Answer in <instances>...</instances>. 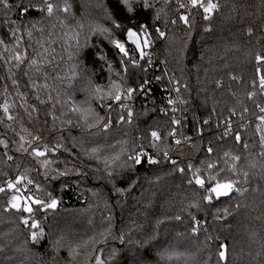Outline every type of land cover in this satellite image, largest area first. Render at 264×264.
<instances>
[{"label":"trees","instance_id":"obj_1","mask_svg":"<svg viewBox=\"0 0 264 264\" xmlns=\"http://www.w3.org/2000/svg\"><path fill=\"white\" fill-rule=\"evenodd\" d=\"M50 2L52 16L38 10L43 0H25L35 6L28 15H20L16 7L0 6V36L7 31L6 18L16 21L14 27L23 33L18 46L7 38L12 51L0 46V54L7 58L27 48L29 59L41 61L37 73L27 62L16 69L14 62L0 59V140L8 145L0 144V187L5 189L0 192V264H96L97 257L103 264H264V156L260 155L264 150L255 122L262 102L259 79L264 75V65L256 61L257 55L264 56V0H218L220 8L212 18L205 20L201 9H192L188 25L178 19L174 0H149L148 9L141 0L134 14L122 7L118 10L117 0ZM9 3L14 5L15 0ZM66 3L71 5L68 13L61 10ZM130 16H134L132 24ZM113 19L125 28L146 23L152 34L153 43L145 49L148 55L139 60V54L133 53L140 68L125 59L127 75L109 42L125 39ZM105 28L109 32L100 31ZM156 28L165 35L159 37ZM98 52L106 55L107 62L98 59ZM49 59L50 64L44 63ZM166 69L187 103V134L192 140L186 146L176 147V138L169 135L173 116L162 110L169 105L162 91ZM9 70L15 73L18 87L13 86ZM24 71L48 88L33 90ZM142 78L150 81V92L128 101L133 112L129 123L127 111L107 94L115 92L113 82L123 90L138 86ZM250 92L255 93L252 99ZM19 93L27 101L24 107ZM37 95L45 101L51 95L52 100L40 104ZM5 102L13 120L3 112ZM32 105L38 111L30 117ZM231 110L252 122L239 142L235 135H218L222 122L232 117ZM121 115L124 121H119ZM99 117L103 119L98 122ZM109 119L111 125L104 128ZM152 131L160 134L155 145ZM20 136L25 137L27 152L20 149ZM34 136L40 137L39 143H33ZM45 146L49 149L45 156L32 154V148ZM140 152L152 154L159 163L145 159L137 167L128 157ZM232 156L241 159L233 161ZM176 159L178 163L172 165ZM209 163L215 167L209 169ZM195 169L205 179V188L211 183L208 176L218 173L219 180L239 181L237 187L247 191L208 202L204 199L208 193L192 179ZM18 177H24L17 185L19 191L8 189L7 182ZM23 182L28 183L27 190ZM13 196L20 197L22 207L24 197L46 202L54 198L60 209L50 211L34 203L40 215L35 218L12 208ZM23 218L29 224L39 221L43 234L24 225ZM32 232L39 240L31 239ZM221 244L227 245L226 263L219 260Z\"/></svg>","mask_w":264,"mask_h":264},{"label":"snow or ice","instance_id":"obj_2","mask_svg":"<svg viewBox=\"0 0 264 264\" xmlns=\"http://www.w3.org/2000/svg\"><path fill=\"white\" fill-rule=\"evenodd\" d=\"M166 2H167V0H166ZM140 3H141V0H117V9L119 10V8L122 7L124 10H126V12L128 14H134L137 11L135 5L140 4ZM43 5L44 6L40 7L38 10L41 12H46L48 16H52L54 5L50 2V0H43ZM0 6H2L6 10L11 9L12 7H16L19 10L20 15H28L35 8L34 5H31L30 3H25V0H15L14 5L10 4L9 0H0ZM142 7L145 9H148V8H151L152 5L149 3V0H142ZM189 7L192 9H196V8L202 9L203 18L205 20H209L211 18L212 14H214L216 11L219 10L220 5H219L218 0H188L187 3H183V2L178 3L177 11L179 12L180 9H185V8H189ZM70 8H71V5L66 3L61 10L65 13H68L70 11ZM156 19H159V13H157ZM178 19L180 21H182L183 23H185L186 25H188L190 23L188 15L180 14L178 16ZM133 21H134V16H130L129 17V23L132 24ZM172 23L175 24L176 20H173ZM3 24L7 26V31L5 32L4 36H0V46L4 47L5 52H9L12 50L9 49L8 44L6 43V39L7 38L14 39L16 45L18 46L22 42L23 33L21 32V30L19 28L14 27V25L16 24V21H14V20L6 18L3 20ZM113 25L116 29H120L123 32L125 39L122 41L119 38H113L109 42L117 50V54L120 55V57H121L120 66L123 70V73L125 75H127L129 72V68H128V64L125 63V59H127V61L131 64V66L133 68H140L141 65L139 63V60H143L148 55V53L145 51V49L149 48L151 46V44L153 43L152 34L149 30L148 24H146V23H137V24H134L133 26H129V27L125 28L124 24L117 21L116 19H113ZM100 31L109 32V29L105 28V29H101ZM247 31H248L249 35L252 34L251 28H249ZM18 32H21V34L18 35L17 34ZM156 32H157L159 37H163L165 35V33L163 31H161L159 28H156ZM27 35L29 37H31L32 32L29 30L27 32ZM128 44H131L134 47L130 49L127 46ZM47 51H48V49L45 48L44 52L46 53ZM133 53L139 54V60L133 58ZM37 55L42 56L43 54L37 53ZM96 55H97L98 59L104 60L107 62V57L103 52H98ZM0 59H4L5 64H9V63L14 62V67L16 69H20L21 65H24L27 62V67L29 69L35 68V71L37 73L41 72V61L37 58L29 59L27 48L24 49L23 53H21L18 50L14 51L13 54L8 56L7 58H4L3 55L0 54ZM52 59H54V57ZM52 59L46 60V61H44V63L50 64L52 62ZM256 61L259 65H264V56L257 55ZM148 62L151 63L150 60ZM108 70L112 71V65L110 62L108 63ZM257 70L259 71V68ZM145 71H146V69H145ZM23 75L25 77H29V72L24 71ZM117 75H119V73H117ZM9 77L12 79L13 86L18 87L19 81L17 79H15V73L11 72V70H9ZM43 79L45 81H47L48 76L44 75ZM157 79H159V77H157ZM232 79L235 80V79H237V77L233 76ZM253 83L255 84V81ZM28 84L33 90H36V91H38L41 88H44V89L48 88L47 83H44L43 85H41L40 83H38L37 80L31 79V77H29ZM149 84H150V81L142 78L141 82L139 83L138 86H136V87L130 86V87H127L126 89L122 90L120 84H117L115 82L112 83V88L115 89V92L113 93L112 91H110L107 94L108 98H110L112 101H114L118 105L119 108L125 109L127 111V120L129 123L131 122V117L133 115V112H132L131 107L127 103H124V101H131L136 94L147 95L148 90H149L147 86ZM220 86H221V83L219 81H217V87H220ZM259 87L261 89H264V75L260 76ZM95 90H96V92L101 91V89L99 87H97ZM175 91L179 92L180 89L176 88ZM19 95L21 97V100L24 101V103L21 104V107H24V105L27 103L25 96L23 93H19ZM254 96H255L254 92H250L248 94L249 99H252ZM103 98L104 97H101V99H103ZM36 99L39 100L40 104H44L46 102H50L52 100V96L49 95L47 98V101L40 99L39 95L36 96ZM168 104L173 105V104H175V101L172 99H169ZM111 107H112V105L109 104L108 108L110 109ZM257 107L259 108V111L261 113H264V107H261L260 105H257ZM2 108H3V112L7 116V119L13 120V116L8 115L9 104L7 102H5L2 105ZM76 110L77 109L73 108V111H76ZM26 111H27V109H26ZM37 111H38V109L36 108V106L32 105L31 111L28 112V115L31 117L32 113L37 112ZM172 111L176 112L177 109L173 108ZM247 111H248V109L245 108L244 112H247ZM231 114L236 115L234 110H231ZM53 119H56V117L53 116ZM102 119H103V117H99L98 122H99V120H102ZM257 119L260 121V123L256 125V128H257V131L261 133L260 142H261V145L264 146V129H262V125H264V115L258 116ZM124 120H125V116L121 115L119 117V121H124ZM68 122L71 123V121H68ZM171 122L174 125H179L181 123V121L176 119L175 116L172 117ZM203 123L208 124L209 121L204 120ZM110 125H111V119H109L104 124V128H108ZM231 133H232L231 122L226 120L225 121V131L221 135L223 137V136H228ZM150 135L153 138V140H159L160 139V134L158 131H152ZM169 135L175 137V135H176L175 129H173L169 133ZM32 139L39 141L40 137L34 136V137H32ZM187 139H190V138H187ZM235 139L238 142L241 140V136L239 135V133L235 134ZM20 140L22 142L20 145V149L27 152L28 148L24 146L25 137L20 136ZM27 143L29 145H31V140L27 141ZM175 143L177 145H179L181 143V141L179 139H177V140H175ZM0 144H3L5 148H7V146H8L7 143L3 140H0ZM56 147L59 148V147H61V145L57 144ZM244 147L247 148V144H245ZM48 151H49V149L47 148V146H45L43 150H41L40 148H32V154L36 157L45 156ZM93 151H95V150H93ZM207 151L209 153H211L213 151V149L211 147H209L207 149ZM224 155L227 157V156H229V153H225ZM260 155L264 156V152H261ZM164 156H165V159H168V153L167 152L164 153ZM142 157H147V162L150 164L159 163V161H157L156 159H154L150 156H147V154L143 153V152L137 153L135 156H129L128 159L132 160L134 162V164H141L143 162ZM8 159L11 160L12 157L8 156ZM231 159L233 161H239L241 158L239 156H232ZM44 163L47 164L48 162L45 161ZM172 163L175 164L176 162L172 161ZM188 167H189V169H191L192 165L189 164ZM207 167L209 169H212L215 167V165L209 163ZM178 171L183 173L185 171V169L179 168ZM232 171H235V165L234 164L232 167ZM199 172H200L199 169H195V171H193V173H192L193 180H194V183L196 185L200 186V188H203L205 190V192L208 193V195H205V197H204V199L208 202H211L213 200V198L230 196L231 193H233V191H236V192L247 191V189L241 190L239 187H237L239 181H234V180L221 181V180H219L217 178L218 173H217V175H209L208 176L207 179L211 183L209 184V186L207 188H205L206 181L203 177H201L199 175ZM60 174L64 175L65 173H60ZM243 175L245 177H247L248 173L244 172ZM23 179H24V177H18L15 182L8 181L7 182V188L8 189H14L15 188L17 191H19V189L17 188V185L20 184ZM193 180H189V183H192ZM28 183L31 184L32 181L28 180ZM3 191H5V189L0 187V192H3ZM117 191H122V190L117 189ZM28 199L30 200L32 198L29 197ZM19 200H20V197L13 196L10 200L11 207L14 209H17L18 211L23 210L24 212H28L29 214H31L33 212L32 207L31 206H23L22 207V205L19 203ZM32 202L37 204V205H41L44 208H48V209H55L57 207V204H58V201L54 198L51 199L50 202L42 201L39 199H35ZM26 203L27 202L25 201V204ZM194 206H196V205H194ZM228 214H229L228 210L224 209V215L227 216ZM179 218L180 217H177V219H179ZM193 220H195V217H193ZM22 222L24 225L30 227L31 229H40V223H39V221H36L35 219L32 220L31 224H29V219H27V218H23ZM198 223H199V221H197V224ZM193 231H197V229L193 228ZM42 234H43V229H40V235H42ZM31 239L32 240L38 239L37 232L31 233ZM218 256H219L220 261H225V262L228 261V249H227L226 244H221L219 246ZM96 264H103V261L99 257H97L96 258Z\"/></svg>","mask_w":264,"mask_h":264},{"label":"built area","instance_id":"obj_3","mask_svg":"<svg viewBox=\"0 0 264 264\" xmlns=\"http://www.w3.org/2000/svg\"><path fill=\"white\" fill-rule=\"evenodd\" d=\"M174 2H175V5H176V9H177L178 8V3H180V2L187 3L188 0H174ZM191 10H192V8H190V7L189 8H185V9H180L178 13L190 16ZM201 11H202V9H201ZM215 13L212 14L211 18L215 15ZM163 77H165V79H166L165 81H167V85H165V87L162 88V91H164L167 100L172 99V100L175 101V104L168 105V107L165 110L164 109H162V110H163V112L165 114H167V115L171 114L172 116H175L176 119L181 121V123L179 125H174V129L176 131V135H175L174 138H176V140L179 139L181 141V143L179 145L176 144V147L189 145L191 140H192V138H191V136L189 137L188 134H187V132L189 130V126L187 124L188 111L186 109V107H187L186 100L184 99V95H182V90H181L180 86L178 85L177 81L173 79V77L170 74L169 70L166 69L164 71ZM160 78L161 77H159V79ZM159 79H157V80H159ZM176 88H179L180 91L179 92L175 91ZM148 92H150V89L148 90ZM259 93H260V95L262 97V102H261L260 106L264 107V89H261L259 87ZM124 103L128 104V101H124ZM173 108H176L177 111L173 112L172 111ZM260 115H264V113H261L259 111V116ZM227 121L231 122L232 133L230 135H228V136H225V137L233 136L236 133H239V135H240L241 132L243 130H245L247 127H250L251 123H252L250 118H246V117H243V116H238L237 114L236 115H232V117L230 119H228ZM255 122H256V124L260 123V121L257 118L255 119ZM262 129H264V125H262ZM224 131H225V121L222 122V124L219 126L218 135L222 136L221 134ZM258 133H259V136H260L261 133L260 132H258ZM187 138H190V139H187ZM33 143H39V141L33 140ZM155 143H158V140H156ZM261 147L264 150V146L261 145ZM147 156H150V157H152V158L157 160V158L155 156H153L152 154H147ZM145 159L147 160V157H142V160H145ZM10 181L15 182L14 180H10ZM21 186L25 190H27L28 187H29L27 182H23L21 184ZM38 190H39V188H38Z\"/></svg>","mask_w":264,"mask_h":264},{"label":"rangeland","instance_id":"obj_4","mask_svg":"<svg viewBox=\"0 0 264 264\" xmlns=\"http://www.w3.org/2000/svg\"><path fill=\"white\" fill-rule=\"evenodd\" d=\"M154 143V145H155V141L153 142ZM191 179V178H190ZM192 179H193V177H192ZM234 192V191H233ZM25 199V201L27 202L26 204H25V206H31L32 207V209H33V212L31 213V214H33L34 216H35V218H39V216L40 215H38V209H37V207L35 208V204L32 202L33 200H29L28 198H26V197H24ZM221 198V197H220ZM220 198H213V200L214 199H220ZM32 204H33V206H32ZM26 213H28V212H26ZM40 239H41V237H39ZM39 240V239H38Z\"/></svg>","mask_w":264,"mask_h":264},{"label":"water","instance_id":"obj_5","mask_svg":"<svg viewBox=\"0 0 264 264\" xmlns=\"http://www.w3.org/2000/svg\"><path fill=\"white\" fill-rule=\"evenodd\" d=\"M173 161H175L176 163H178V160L176 159V160H173ZM176 163L175 164H173L172 162H171V164L172 165H176ZM137 167H142V163L141 164H137ZM58 201V200H57ZM19 203L21 204V205H23V201H21V200H19ZM60 209V202L58 201V204H57V207L55 208V209H47V210H50V211H58ZM224 263H226L225 261H223Z\"/></svg>","mask_w":264,"mask_h":264}]
</instances>
